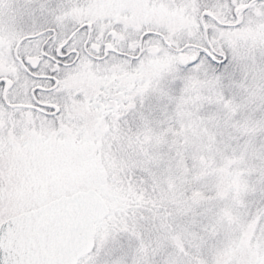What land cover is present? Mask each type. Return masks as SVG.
Segmentation results:
<instances>
[{"label":"snow or ice","instance_id":"snow-or-ice-1","mask_svg":"<svg viewBox=\"0 0 264 264\" xmlns=\"http://www.w3.org/2000/svg\"><path fill=\"white\" fill-rule=\"evenodd\" d=\"M0 264H264V0H0Z\"/></svg>","mask_w":264,"mask_h":264}]
</instances>
